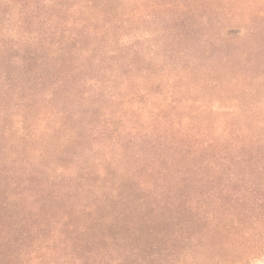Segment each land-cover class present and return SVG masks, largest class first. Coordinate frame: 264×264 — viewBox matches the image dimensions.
Masks as SVG:
<instances>
[{
	"label": "rangeland",
	"instance_id": "obj_1",
	"mask_svg": "<svg viewBox=\"0 0 264 264\" xmlns=\"http://www.w3.org/2000/svg\"><path fill=\"white\" fill-rule=\"evenodd\" d=\"M0 264H264V0H0Z\"/></svg>",
	"mask_w": 264,
	"mask_h": 264
},
{
	"label": "trees",
	"instance_id": "obj_2",
	"mask_svg": "<svg viewBox=\"0 0 264 264\" xmlns=\"http://www.w3.org/2000/svg\"><path fill=\"white\" fill-rule=\"evenodd\" d=\"M85 23V22H84ZM83 23V24H84ZM109 29V28H108ZM107 29V30H108ZM108 32H110V31H108ZM92 34H94V35H96V34H99L98 32H96V31H92L91 32ZM71 52H72V50H70V49H68V50H60V51H57V52H55L54 53V55L53 56H58V55H60V54H62V55H70L71 54ZM41 60H42V58H40ZM57 60H59V59H57ZM100 62H102V60H99ZM131 61V60H130ZM130 61H128L127 63H126V66L128 65H130V67H131V65H132V63H130ZM132 62V61H131ZM117 63V65L116 66H118L121 62H120V59H118L117 58V60H116V62H114V64H112V65H109V64H111V61L109 62V68H114V66H115V64ZM122 64H123V62H122ZM125 65V64H124ZM128 70H130V69H128ZM6 179V178H5ZM12 183H14V182H12Z\"/></svg>",
	"mask_w": 264,
	"mask_h": 264
}]
</instances>
